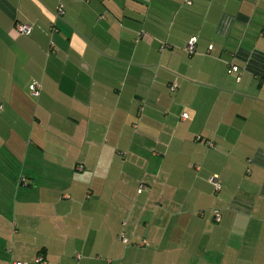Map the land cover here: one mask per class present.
<instances>
[{
    "label": "crops",
    "instance_id": "1",
    "mask_svg": "<svg viewBox=\"0 0 264 264\" xmlns=\"http://www.w3.org/2000/svg\"><path fill=\"white\" fill-rule=\"evenodd\" d=\"M0 105V263L264 264V0H0Z\"/></svg>",
    "mask_w": 264,
    "mask_h": 264
},
{
    "label": "built area",
    "instance_id": "2",
    "mask_svg": "<svg viewBox=\"0 0 264 264\" xmlns=\"http://www.w3.org/2000/svg\"><path fill=\"white\" fill-rule=\"evenodd\" d=\"M59 13L60 14L63 13V9L62 8L59 9ZM15 28H16V30L19 33H21V34H27V35L30 34L31 33V30H32L31 25L30 24H27V23H17L15 25ZM196 46H197V37L193 36V37H191L189 39V41L187 43V46H186L187 53H189V54L194 53L195 50H196ZM232 68L235 69L236 66L235 65H232ZM238 79H239V77H238ZM29 88H30V91H31L32 95L38 96L40 94V84L37 81H33L30 84ZM0 109H1V105H0ZM182 117L183 118H187L188 117V114L186 112H184L182 114ZM212 182L215 184V186L217 188L219 187L218 184H217V181H216V178L215 177L212 178ZM141 189H142V187L139 189V191H141ZM214 212H215L214 213L215 214V218L217 220H219L220 219V213H219V211L218 210H215ZM121 238H122V240L124 242L127 241V239L125 238L124 235H121ZM141 244H144V242H142ZM41 261H42V257L41 256H39V257L36 258V262H41ZM0 264H2V263H0ZM8 264H27V263L24 262V261L17 260V261H12V262H10Z\"/></svg>",
    "mask_w": 264,
    "mask_h": 264
},
{
    "label": "rangeland",
    "instance_id": "3",
    "mask_svg": "<svg viewBox=\"0 0 264 264\" xmlns=\"http://www.w3.org/2000/svg\"><path fill=\"white\" fill-rule=\"evenodd\" d=\"M206 46L207 45H205V47ZM188 58H190V59L194 58L193 61H196V58L194 57V55H190V57L188 55ZM226 71L229 73L228 70H226ZM229 74L231 75L232 73H229ZM232 75H231V78H233V80H235L234 75L233 76ZM213 76L218 78L217 74H214ZM175 85H176V83H173L171 86H169L170 90H169L168 86H167V88L165 87V94L168 97V99L173 100L176 97V95L178 94L179 89L176 92H171V91H173L172 89H173V87H175ZM201 89H202L201 91H199V90H197V91H192V90L186 91L182 95V97L180 98V101H182V104H185L186 102L191 103L193 100H196L197 104L200 105L202 100L205 103V99H209L210 97L214 96L213 94H211L212 93L211 91H213V90H207V88H201ZM215 93H217V92H215ZM185 110L190 112V110L187 108Z\"/></svg>",
    "mask_w": 264,
    "mask_h": 264
}]
</instances>
